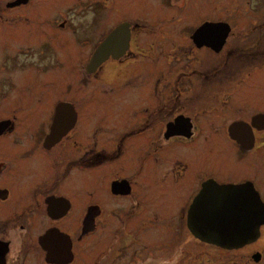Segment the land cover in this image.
I'll use <instances>...</instances> for the list:
<instances>
[{"label": "flooded vegetation", "instance_id": "flooded-vegetation-1", "mask_svg": "<svg viewBox=\"0 0 264 264\" xmlns=\"http://www.w3.org/2000/svg\"><path fill=\"white\" fill-rule=\"evenodd\" d=\"M255 2L0 0L2 264H264Z\"/></svg>", "mask_w": 264, "mask_h": 264}, {"label": "water", "instance_id": "water-1", "mask_svg": "<svg viewBox=\"0 0 264 264\" xmlns=\"http://www.w3.org/2000/svg\"><path fill=\"white\" fill-rule=\"evenodd\" d=\"M108 42L109 41L100 45V47L98 48L95 54L97 58L103 55V50H105ZM238 233L233 230L232 223L227 222V223H223L222 226L217 225V228L215 230L205 231L202 234H203V238H205L208 241H212L222 246L232 248L238 246L239 244H242L241 243L242 238L251 236L253 234V231H249L247 233H242L239 231ZM235 234L239 236L238 239L236 238ZM0 264H2L1 260H0Z\"/></svg>", "mask_w": 264, "mask_h": 264}, {"label": "rangeland", "instance_id": "rangeland-1", "mask_svg": "<svg viewBox=\"0 0 264 264\" xmlns=\"http://www.w3.org/2000/svg\"><path fill=\"white\" fill-rule=\"evenodd\" d=\"M255 8L257 10H262L264 8V4H263L262 0H256V2H255Z\"/></svg>", "mask_w": 264, "mask_h": 264}]
</instances>
